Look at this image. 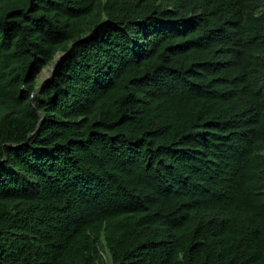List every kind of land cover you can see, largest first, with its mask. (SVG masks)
I'll return each mask as SVG.
<instances>
[{"label":"trees","instance_id":"16d2710c","mask_svg":"<svg viewBox=\"0 0 264 264\" xmlns=\"http://www.w3.org/2000/svg\"><path fill=\"white\" fill-rule=\"evenodd\" d=\"M0 264H264V0H0Z\"/></svg>","mask_w":264,"mask_h":264},{"label":"rangeland","instance_id":"374dc122","mask_svg":"<svg viewBox=\"0 0 264 264\" xmlns=\"http://www.w3.org/2000/svg\"><path fill=\"white\" fill-rule=\"evenodd\" d=\"M62 58V54H59V57L57 58V60H55V62L51 65L46 67L42 73L39 75V86L45 82H48L49 80H52L55 76V72H56V67L58 65V63L60 62Z\"/></svg>","mask_w":264,"mask_h":264}]
</instances>
